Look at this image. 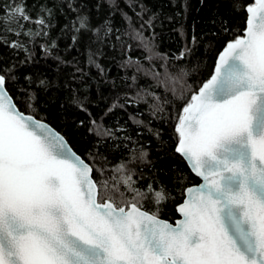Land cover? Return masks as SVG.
<instances>
[{"label":"snow or ice","instance_id":"1","mask_svg":"<svg viewBox=\"0 0 264 264\" xmlns=\"http://www.w3.org/2000/svg\"><path fill=\"white\" fill-rule=\"evenodd\" d=\"M242 10L247 14L243 34L224 45L210 78L190 98L175 88L183 85L186 71L170 73L168 57L153 51L143 33L137 31L136 38L149 61H164L163 75L139 61L125 65L151 76L165 92L172 85L173 96L185 101L174 117L175 150L203 183L184 189L176 206L183 218L175 225L159 217V206L169 199L166 190L136 186L129 164L147 153L141 148L137 154L131 137L123 138L127 160L98 167L95 156L80 157L61 134L19 109L7 89L8 81L16 80L15 65L0 67V264H264V0ZM2 11L0 45L28 52L26 44L9 42L7 34L29 40L48 34L51 10L42 6L33 19L13 0ZM25 23L36 30L25 31ZM72 26L76 32L91 30L86 15L78 14ZM94 31L99 35L101 29ZM111 32L105 26V34ZM41 47L50 52L55 41L51 49ZM189 52L186 48L177 59ZM89 62L94 63L91 57ZM135 82L133 75L132 86ZM39 84L49 86L45 80ZM24 95L26 108H32L34 94L24 90ZM148 97L152 115L162 113L168 101L161 103L147 88L126 100ZM117 106L123 107H112ZM91 123L98 141L114 140L122 130ZM106 171L112 175L106 177ZM149 198L155 211L144 209Z\"/></svg>","mask_w":264,"mask_h":264},{"label":"trees","instance_id":"2","mask_svg":"<svg viewBox=\"0 0 264 264\" xmlns=\"http://www.w3.org/2000/svg\"><path fill=\"white\" fill-rule=\"evenodd\" d=\"M17 2L24 4L33 19L42 6L52 13L50 18L46 17L49 24L46 36L29 40L23 35L7 34L9 42L19 40L26 44L28 52L0 45V67L15 65L16 80H9L7 89L19 109L49 123L82 158L91 160L95 156L98 167L111 168L127 160L129 152L123 138L131 137L137 154L141 148L147 153L143 161L129 164L135 170L136 186L145 189L152 184L157 190L162 186L169 199L159 206V217L173 222L178 216L176 205L182 201L184 189L199 182L175 152L174 117L185 101L173 96L172 85L165 92L151 76L136 73L134 66L125 67L131 59L146 69L164 73V61L147 59L149 53L136 38V32L143 33L153 51L168 57L170 73L186 71L183 85L177 84L175 88L177 95L183 89L190 98L191 92L198 91L211 74L217 53L227 41L242 34L246 20L242 6L253 0H114L115 6L112 0ZM12 3L13 0H0V16L3 6ZM78 14L89 17L91 30L74 31L72 25ZM105 26L112 28L111 34H105ZM29 28L36 30L35 24L25 23V31ZM95 29H101L99 35ZM73 36H76L75 42ZM53 41L55 48L51 49ZM41 45L51 51L46 52ZM186 48L190 52L177 59ZM90 57L94 63L89 62ZM133 75L135 86H132ZM40 80L47 81L49 86H40ZM140 88L156 93L161 103L168 101L162 113L152 115L151 97L146 102H127L126 97H135ZM24 90L35 96L30 109L24 103ZM80 104L86 110H81ZM113 104L123 107L113 108ZM92 120L122 130L115 133L114 140L98 141L89 131ZM101 157L107 158V164ZM111 175L110 171L105 172L106 177ZM144 209L155 211L151 198L144 201Z\"/></svg>","mask_w":264,"mask_h":264},{"label":"water","instance_id":"3","mask_svg":"<svg viewBox=\"0 0 264 264\" xmlns=\"http://www.w3.org/2000/svg\"><path fill=\"white\" fill-rule=\"evenodd\" d=\"M246 18H247V14H246ZM242 34H243V31H242ZM241 34V35H242ZM228 42V41H227ZM226 42V43H227ZM223 50V48L221 49V51ZM220 52V51H219ZM219 52L217 53V55H216V57H215V60H214V65H213V69H212V72H213V70H214V68H215V64H216V58H217V56H218V54H219ZM212 72H211V74H212ZM210 74V75H211ZM210 75H209V77L207 78V79H209L210 78ZM27 114V113H26ZM30 115H32V114H30ZM35 117V116H34ZM36 118V117H35ZM37 120H41V119H38V118H36ZM41 121H43V122H45L46 124H48L53 130H55L56 132H58L55 128H53L49 123H47L46 121H44V120H41ZM59 134H61L60 132H58ZM62 135V134H61ZM63 136V135H62ZM64 137V136H63ZM65 138V137H64ZM66 139V138H65ZM67 141V140H66ZM67 143L69 144V142L67 141ZM70 145V144H69ZM176 145H177V142H176ZM176 145H175V149H176ZM71 146V145H70ZM72 148V147H71ZM73 149V148H72ZM73 151H75L74 149H73ZM76 152V151H75ZM175 152H176V150H175ZM77 153V152H76ZM177 153V152H176ZM78 154V153H77ZM178 154V153H177ZM79 155V154H78ZM178 155H180V154H178ZM80 156V155H79ZM181 156V155H180ZM81 157V156H80ZM182 157V156H181ZM183 158V157H182ZM184 159V158H183ZM184 161L186 162V164H187V166H188V168H189V170H190V172L194 175V176H196L198 179H199V182L198 183H196V184H192V185H190V186H187L186 188H189V187H193V186H198V185H200L201 183H203V181H202V178L201 177H199V176H197L195 173H193L192 172V170H191V168H190V166L188 165V162L184 159ZM185 188V189H186ZM184 198H185V194H184V196H183V199H182V201L180 202V203H182L183 202V200H184ZM179 203V204H180ZM178 205V204H177ZM176 205V206H177ZM176 213H177V218H175L174 219V221L173 222H170V221H168V220H166V219H163V218H160V219H163V220H166V221H168L169 223H171V224H173V225H175V223H176V221L177 220H180V219H182L183 217L176 211Z\"/></svg>","mask_w":264,"mask_h":264}]
</instances>
